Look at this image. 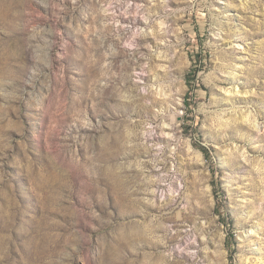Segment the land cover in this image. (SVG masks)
<instances>
[{
  "label": "rangeland",
  "instance_id": "obj_1",
  "mask_svg": "<svg viewBox=\"0 0 264 264\" xmlns=\"http://www.w3.org/2000/svg\"><path fill=\"white\" fill-rule=\"evenodd\" d=\"M0 264H264V0H0Z\"/></svg>",
  "mask_w": 264,
  "mask_h": 264
},
{
  "label": "bare ground",
  "instance_id": "obj_2",
  "mask_svg": "<svg viewBox=\"0 0 264 264\" xmlns=\"http://www.w3.org/2000/svg\"><path fill=\"white\" fill-rule=\"evenodd\" d=\"M135 23H137L136 26H138V27L140 26V24H139L140 21L135 22ZM142 26H143V25H142ZM141 30H142V27H141ZM147 35H148V33H144V32H142V37H147ZM139 79H140V80H143L142 77H139ZM227 93H228V94H231V95H236V94L243 93V92H241V91L238 89L237 86H234L231 90H227ZM253 126H254L255 128H260V125H258L257 122L254 123ZM159 131L162 132V133H164L165 136H163V137H162V136L158 137V136H154V135H153L154 137H151V139H153L154 141H156V142H158V143L169 142L170 140H169L168 137H170V136L172 135L173 127H172L171 125H166V124H164L163 126H160V127H159Z\"/></svg>",
  "mask_w": 264,
  "mask_h": 264
},
{
  "label": "trees",
  "instance_id": "obj_3",
  "mask_svg": "<svg viewBox=\"0 0 264 264\" xmlns=\"http://www.w3.org/2000/svg\"><path fill=\"white\" fill-rule=\"evenodd\" d=\"M196 74H198V72L196 73ZM197 77V76H196ZM232 239H233V237H231Z\"/></svg>",
  "mask_w": 264,
  "mask_h": 264
}]
</instances>
